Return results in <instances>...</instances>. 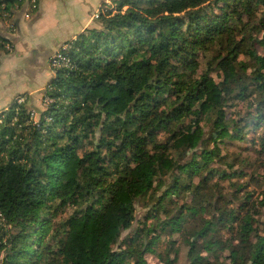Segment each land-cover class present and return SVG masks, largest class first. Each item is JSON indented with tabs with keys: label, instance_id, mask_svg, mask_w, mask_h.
I'll return each mask as SVG.
<instances>
[{
	"label": "trees",
	"instance_id": "16d2710c",
	"mask_svg": "<svg viewBox=\"0 0 264 264\" xmlns=\"http://www.w3.org/2000/svg\"><path fill=\"white\" fill-rule=\"evenodd\" d=\"M40 1L33 9L32 0H0V20L33 14ZM113 5L99 14V30L65 43L72 69L54 71L37 121L29 98L0 111V215L9 227L0 229V264H148L144 255L162 233L181 236L188 264H264L259 207L243 193L247 184L231 183L238 162L218 147L264 127V53L253 49L264 50V0ZM257 7L260 40L247 28ZM8 43L0 36V55L10 53ZM214 45L226 53L210 62ZM242 51L253 64L249 75L237 60ZM246 98L256 117L239 125L226 109ZM258 138L264 146V133ZM262 172L252 180L264 185ZM219 181L232 193L223 194ZM137 207L142 226L117 251Z\"/></svg>",
	"mask_w": 264,
	"mask_h": 264
},
{
	"label": "rangeland",
	"instance_id": "374dc122",
	"mask_svg": "<svg viewBox=\"0 0 264 264\" xmlns=\"http://www.w3.org/2000/svg\"><path fill=\"white\" fill-rule=\"evenodd\" d=\"M83 1H84V4L81 5L80 7L77 5L79 1H76L75 3H73L70 7L63 6V8L65 9L64 10L62 8V10L64 11L63 13L66 16H72L73 23H75L76 21H79L78 20L79 15H82V17H85L86 19L90 17V19L92 20V24H91L92 28L90 27L89 29L99 30L100 29V25L98 23L99 19H94L93 15L95 14L96 11H99L100 7H103V6L96 7L97 5L95 4L97 3H94V0H91L90 2H87V0H83ZM88 3H90L89 4L90 7H88ZM85 6L86 8L84 9ZM209 8L212 9L211 4L209 5ZM109 9L115 10L116 6L111 5L108 7H104L103 13H105ZM207 12L212 13L209 10ZM36 13L37 11L31 14L28 11V9H25L22 13V17L24 20L30 23L34 19V16ZM262 15H263V9L261 7H257L254 12V16L252 17L253 19L249 20L250 25L247 27L248 29L255 30L254 31L256 33L255 39H258V40L261 39V34L258 35L257 31L259 30L261 26L260 23H261ZM82 17L80 18L81 22H83ZM7 22H8V28L12 30L13 29L12 25L10 24L9 21ZM73 23L69 24L70 25L69 29L74 28ZM60 31H64V29ZM65 32L70 33L73 31H65ZM62 36L63 35L57 34V33L55 34L52 33L48 35V37L45 39L46 44H42L44 45L42 49L44 51V55L50 51L53 45V42H56ZM2 38L6 39L9 42L6 46V49H8L9 52H11L12 46H13V43H12L13 39L9 37H5V38L2 37ZM237 39L239 40V38ZM226 41L227 40H225L224 38V42ZM54 47L55 46H53L52 49ZM253 49L258 55H262L264 53V50L258 45H255ZM225 50L226 49H221L219 45H214L209 49V52H208L209 55H213V59L210 57H208L207 59L210 62H213L215 58L224 55L226 53ZM39 51L41 50H37V52ZM2 55H5V54H2ZM204 57L205 55L203 52H197L195 54V58L196 59L198 58L200 61L204 60L203 59ZM43 58L44 56L40 57L39 62L34 63L35 68L32 66H28V63L30 60L28 61V63H26L25 60L16 62L14 66H12V64L10 63L9 65L4 64L3 69L0 71V105L1 106H3L4 100L6 99V97H11L12 95H14L13 96L14 98L16 95H23L21 97H23L24 99L29 98L28 105L31 108V112L34 113L33 119L35 121L39 119L41 112L45 110L47 101L46 103H44L43 92L45 88H43V92H39L40 90L38 91V88L45 86V83L50 80V79H47L44 74V73H47L48 68L46 64V59H43ZM237 60L240 62H244L245 65H247V67L250 68V70L247 71V75H249V73L252 71L251 67L253 66V64L249 61V58H248V55H246V52L242 51L241 53H239ZM204 62H206V59L204 60ZM202 73H203V70L199 68V71L196 72V75L202 74ZM210 76L212 80H214L216 83H219L222 78V74L216 71H213L210 74ZM30 90H36V91L32 92L31 94H28ZM252 103L253 102H251V99H247V98L244 100H236V99L231 100L229 102V108L226 109L227 117L229 119L235 117L239 125L242 124V121L248 118V121H250L249 122V125H250V123L253 122V120L256 117V113L254 112V110L251 109ZM232 112H233V115L229 116V114H231ZM203 129L208 134L209 131L211 130V126L209 124H203ZM245 133H246V135L244 136L245 139H243L242 142H236L232 144L230 143L223 144V145H219L218 147L220 149L221 157H225L229 159V161L227 162L231 163L232 161V164H236V162L234 161L238 162L234 168V171H236L237 174L231 178V183H233L234 186L236 185L235 183H238L241 185H243V183L247 184V187L243 190V193L249 194L251 196L250 197L251 205L254 204L259 207L257 211L260 212V214L256 213L255 227L259 233H262V231H264V207L263 205L259 206L258 203L259 201L263 199L264 185L258 184L255 180H252V178L260 177L263 174L262 171L264 169V146H261L258 143L259 142L258 137H260L264 133V127L260 126L256 130L249 127L248 129H246ZM207 146L211 148L212 144H207ZM218 167L222 170L225 169L224 165L218 164ZM216 179L217 177H215L212 180L210 185H213L216 182ZM218 183L221 185L220 189L223 194L229 195L230 192L233 191L234 189V186L232 187L231 183H228L225 181H219ZM207 195L210 198L211 194L207 193ZM224 201L225 199L220 201L218 204L221 206L224 204ZM67 213L68 211L66 212V214H64V216L67 215ZM143 218H144V210L141 209L140 207H137L136 214H135V221L133 223L132 228L129 231H126L122 234L120 241L114 247L117 251H119V248H121L122 245H125L123 243L127 239H130L136 233V231L141 228L142 223L144 221ZM147 224H149V222H147ZM189 228L192 229V226H190ZM0 229L4 231L9 230V227L5 223L3 217H2L1 224H0ZM220 234L222 237H225V238L230 237V232H227V231H221ZM159 235H160L159 241L157 242V244L152 246L153 252L146 253L144 255L146 262L148 264H165L164 261L165 259L168 258L169 260L172 261L173 264H188L187 248L184 246L181 236L178 238V235H173L172 239H170L167 237V233H162ZM125 237H128V238L123 241ZM170 240L173 241L172 246L169 244ZM125 248L126 247L124 246L122 247L123 250ZM223 255H224L223 257H225V253ZM203 256H205V254H203ZM221 260H224V259L221 258L220 261ZM210 264H214L213 260H210Z\"/></svg>",
	"mask_w": 264,
	"mask_h": 264
},
{
	"label": "crops",
	"instance_id": "0c3cea01",
	"mask_svg": "<svg viewBox=\"0 0 264 264\" xmlns=\"http://www.w3.org/2000/svg\"><path fill=\"white\" fill-rule=\"evenodd\" d=\"M76 1H79L77 4L79 7L84 4L83 0H41L39 2L38 11L30 23L23 19V12L19 13V11H15L12 17L8 20H0V36L13 39L12 51L8 55H0V71L3 69L4 64L9 65L10 63L14 66L16 62H20L22 60H25L26 63L30 60L28 66L34 67V63L39 62V58L44 56L43 59H46L48 68L47 73L44 74L47 79H51L52 73L48 66L49 59L60 49L62 45H65L64 43L67 41H74L79 34L83 33V31L89 29L90 27L92 28V20L90 17L86 19L85 17H82V15H79L78 20L81 22L80 18L82 17L83 22L80 23L79 21H76L73 23L72 16H66L63 13V6L70 7ZM90 1L91 0H87V2ZM114 1L117 0H94V3H97L95 4L97 5L96 7H108L113 5ZM89 4L90 3H88V7H90ZM85 8L86 6L84 9ZM7 21H9L12 25V30L8 28ZM71 23L74 24L73 29H69V24ZM62 29H64V31H60ZM65 31L73 32L66 33ZM52 33L61 34L63 36L56 42H53L52 47L55 46L53 48L54 51L51 47L50 51L44 55V51L42 50L44 45L42 44H46L45 39ZM37 50L41 51L37 52ZM43 88H45V86L38 88V91L40 90L39 92H43ZM34 91L36 90H30L28 94H31ZM13 96L14 95L6 97L3 106L0 105V111L7 109L13 100L20 95H16L14 98Z\"/></svg>",
	"mask_w": 264,
	"mask_h": 264
},
{
	"label": "built area",
	"instance_id": "2783aa9c",
	"mask_svg": "<svg viewBox=\"0 0 264 264\" xmlns=\"http://www.w3.org/2000/svg\"><path fill=\"white\" fill-rule=\"evenodd\" d=\"M32 3L34 6L33 9H36L35 0H32ZM104 7H100L99 11H96L93 15L94 19H98L99 14L103 13ZM68 48L67 45H62L60 49L49 59L48 66L52 74H54V71L57 69H65V70H71L72 64L70 59L65 55V51ZM25 101V99L21 96L16 97L13 102L17 104H21ZM30 116L33 118L34 113L31 112ZM2 221V216L0 215V224Z\"/></svg>",
	"mask_w": 264,
	"mask_h": 264
}]
</instances>
